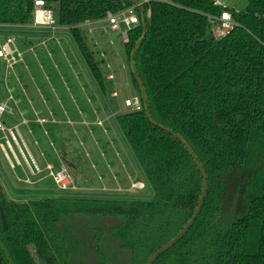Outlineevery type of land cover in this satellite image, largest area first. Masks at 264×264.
<instances>
[{
	"label": "trees",
	"instance_id": "obj_1",
	"mask_svg": "<svg viewBox=\"0 0 264 264\" xmlns=\"http://www.w3.org/2000/svg\"><path fill=\"white\" fill-rule=\"evenodd\" d=\"M35 1L0 0V26H31ZM43 1L59 5L58 24L104 89L81 25L142 0ZM135 10L125 49L144 109L117 119L154 198L18 202L0 181V264H37L32 248L44 264H149L162 249L150 264H264V0ZM225 11L235 26L216 39L210 18Z\"/></svg>",
	"mask_w": 264,
	"mask_h": 264
},
{
	"label": "rangeland",
	"instance_id": "obj_2",
	"mask_svg": "<svg viewBox=\"0 0 264 264\" xmlns=\"http://www.w3.org/2000/svg\"><path fill=\"white\" fill-rule=\"evenodd\" d=\"M221 1L224 6L234 8L236 11L244 10L248 4V0ZM53 12L54 20H57L59 17V5L55 4ZM12 30L9 29V34L16 36L23 47L30 48L35 44V41L32 40L33 36L30 35L31 31H29V34L19 33L18 35V33L14 34L16 32ZM103 35L101 31L95 28L93 34H87L86 41L99 58H102L101 53H105L104 59H107L112 64L113 69L111 68V70L107 69L106 64H104L106 74L110 71L115 73L114 81L105 79L106 93L102 92L92 73L91 78L94 83L89 85L86 80L85 82L83 81V78L81 80L75 73L69 72L67 65L62 62L61 56L57 54L53 58L59 67H52V74H49L51 77L50 87L43 90L39 89L38 83L43 81L44 78L42 74H37L40 71L38 61L34 57H30L29 54H26L25 57V63L29 66V71L24 68V64L19 66L23 71L22 79H15L14 84L11 83L9 87L4 84L1 85V99H6L9 94H12L18 102L20 99V103H25L24 105L28 109L31 102L39 107H43V103L49 102L53 111L49 113V111L44 109L45 111L43 110L44 112H41L38 116L46 118L47 122L38 123L35 121L37 116L30 109L31 115L23 113L26 117L32 118L30 125H21L20 127L31 154L39 166L45 170L43 173L32 175L19 153L18 156L23 163V167L16 166V169H11L10 163L6 161L4 153L0 149V164L4 163L9 170V172L5 171L2 174L0 172V179L9 199L18 202H28L51 197L125 200H151L154 198L155 192L147 177H145V181L148 187L144 190L146 194L135 195L138 189L130 188L127 191H101L114 193L113 195L106 194L105 196L97 191V189H102L106 186V183H114L112 176H108V173H111L108 167V156L106 153H102L105 150L103 145L106 146V142L99 137V133L105 132V128L109 129V126H107L108 121H114L118 115L130 111V108L125 105L126 99L140 96L133 83L132 66L128 59L121 32H108L103 33ZM111 40L114 42L112 47L108 44ZM97 41L98 44L96 43ZM38 48L36 47L35 49L37 50ZM80 56L83 61L82 55ZM28 72L35 75L36 82L31 79ZM9 88L11 89L10 93L8 91ZM114 91L118 93L117 97L112 96ZM101 99L109 104L107 110L100 108ZM113 104L114 108L110 107ZM95 109H98L99 112H96ZM79 110L81 111L79 112ZM12 119L15 120L14 123H19L22 117L17 112ZM99 121L102 123L100 124ZM113 121L112 123H114ZM114 125L117 126L116 130L121 134V145L127 147L124 148L129 151L135 162H137L136 155L120 125H117V123H114ZM30 126L31 128L34 126L33 133L29 132ZM48 163H52L55 171L65 168L72 178L76 190L71 192L61 191L49 175V170L46 169ZM140 171L142 177L146 176L141 166ZM142 177L138 175L132 178L128 185L131 187L132 182L142 180ZM125 187L128 188L127 185ZM131 193L134 195H130ZM32 254L37 264H44V261L36 254L34 248H32Z\"/></svg>",
	"mask_w": 264,
	"mask_h": 264
},
{
	"label": "built area",
	"instance_id": "obj_3",
	"mask_svg": "<svg viewBox=\"0 0 264 264\" xmlns=\"http://www.w3.org/2000/svg\"><path fill=\"white\" fill-rule=\"evenodd\" d=\"M150 0H142L140 3L133 7L121 10L117 13L111 11L107 12L104 19L101 20H88L81 25L86 30L87 34H93L95 28L102 33L120 31L122 34L123 42L126 44L129 41V32L135 27L141 24V20L136 13V6L148 2ZM216 4L223 5L219 0H216ZM147 16L150 17V11L147 12ZM55 23L53 10L46 7L43 0L35 1V14L33 27H51ZM211 33L216 39L225 37L235 26V22L232 18V13L225 11L220 17L213 16L210 18ZM97 43V42H96ZM29 51L33 52L34 48L30 47ZM105 53H101V57L105 60ZM25 51L20 47L16 36L4 35L0 33V75L2 80L6 82L11 76H16V67L20 64H24L26 70H29V66L25 63ZM110 69V65H107ZM17 80L20 78L16 77ZM108 80H115L113 72L107 75ZM9 93L11 89L9 88ZM113 97H117L118 93L114 91ZM126 107L130 108V111H141L144 109L143 99L140 96H136L125 100ZM17 112L20 113L22 120L19 123H9L8 118L13 117ZM37 116L35 121L38 123H45L47 119ZM32 118L26 117L20 110L19 102L12 94L6 99H0V149L6 156L8 162L12 168L16 165L22 166L23 160L25 166L28 168L32 175H38L45 170L39 166L35 158L30 152L28 144L21 133V125H30ZM101 124L102 122L99 121ZM18 153L21 159L18 156ZM49 170V175L53 178L58 188L63 192H71L76 190V186L70 175L65 168L55 171L54 166L51 163L46 167ZM145 184L139 181L132 182L130 189L143 190Z\"/></svg>",
	"mask_w": 264,
	"mask_h": 264
},
{
	"label": "crops",
	"instance_id": "obj_4",
	"mask_svg": "<svg viewBox=\"0 0 264 264\" xmlns=\"http://www.w3.org/2000/svg\"><path fill=\"white\" fill-rule=\"evenodd\" d=\"M219 1L222 3L221 0H219ZM53 15H54V12H53ZM9 29H13L12 31L16 32L14 34L18 33V35H19V33L29 34V31H31L30 35L33 36L32 40L35 41V44L31 46L32 48H34V51L31 52V51H29V48H25V47H23L22 49L25 51V57H26V54H29L30 57H34V59H36L38 61L40 71L37 74H42V76L44 78L43 81L38 83L39 89L43 90L44 88L50 87V84H51L50 78L51 77L49 74H52V71H53L52 67L53 68L59 67V65L55 62V60L53 58V56L56 54L61 56V58L63 59L62 62H64L67 65V69L69 72L75 73L79 77V79L83 78V81L85 82V80H86L89 83V85H92L94 83V80L91 78L92 72H91L90 68L88 67L83 55L80 54L81 52L79 53L80 50H77L79 48L77 47V45L75 46L76 43H74L75 41L73 39L71 30L69 27L61 26L58 24L57 20H55L54 25L51 27L1 25L0 26V33L4 34V35H10ZM101 34L103 35L102 32H101ZM72 41H73V43H72ZM97 44H98V41H97ZM108 44L112 47L114 45V42L111 40V41H109ZM36 47H39V48L36 50L35 49ZM112 52L115 53L114 50H112ZM94 54H95V52H94ZM80 55H82L83 61H82V58ZM95 57L100 63V68H101V71L103 73L104 79L107 80V75L113 71H110L108 74H106V71L104 69V64H106V66L109 64L110 67L112 68L111 62H109L107 59L103 60V58H99L96 54H95ZM19 66L20 65H18L16 67V76H11L8 79L7 84L9 86L11 83L14 84V81H16L15 79H17L16 77L22 79L21 77L23 75V71L21 70V68ZM111 68L109 70H111ZM107 69H108V67H107ZM27 71H29V70H27ZM29 74L31 76V79L36 82L37 79L34 77L35 75H33L31 73H29ZM114 75H115V73H114ZM46 80H48L49 82L48 81L46 82ZM2 84H4L6 86V82H1V80H0V88H1ZM100 89L102 90V92L106 93L107 92L106 83H105V88L104 89L100 88ZM0 99H1V96H0ZM113 101L116 103L115 100H113ZM24 104L25 103H22V102L20 103V99H19V105H20L22 112H23V110H25V112H23L24 114L31 115L32 114L31 112H33V114L35 112L37 114H41V112H44L45 110L49 111V113L53 112L50 108L49 102L43 103V107L33 105V103L31 102L29 109L26 108V106ZM108 105L109 104H107V102L105 100H102V99L100 100V108L101 109L103 108V109L107 110L109 108ZM111 106H112V108H114L113 107L114 104L110 105V107ZM30 109H31V112H30ZM110 109H109V111H110ZM81 110H79V112ZM95 111L99 112L98 109H95ZM117 117L114 121L113 120L108 121L107 126H109V129L105 128L106 129L105 132L99 133V137L103 141L106 142V146L103 145L105 150H103L102 153L103 154L106 153V155L108 156V167L111 170V173H108V172L107 173H108V176H112V180L114 181V183L111 182V184L106 183V186H104L102 189H97V191H99L98 193L99 194L103 193L104 196L106 194L113 195L114 193L113 192H101V191H113V190L114 191H118V190L119 191H121V190L127 191L129 188H131L130 185H128V183H129V181H131L132 178H135L138 175L142 177V173L140 171V166H141L140 163L138 162V160H137V162H135L134 157L129 153V151L127 149L124 148L126 146L121 145V143H120V140L122 137H121V134L118 132V130H116L117 126L114 125V123H117V125L119 124ZM14 121L15 120L12 119V117L8 118L9 123H13ZM112 121L114 123H112ZM33 127L34 126H32V128H31V126H30V129H29L30 133H33V129H34ZM109 135H111V136H109ZM109 156H110V158H109ZM5 158H6V156H5ZM6 161L8 162L7 158H6ZM3 164L4 163L0 164L1 174L5 171L9 172V170L7 169L5 164L4 165ZM16 166H18V165H16ZM16 166H15V168H12L10 165L11 169H16ZM20 167H23V165ZM145 177L146 176H143L142 180H139V182H142L145 184V188L143 190L138 189V192H136L135 195L146 194V192L144 193V190H146V188L148 186H147V183L145 181ZM0 181H1V179H0ZM124 185L125 186L127 185L128 188H126ZM130 195H134V194L131 193ZM106 197H104V198H106Z\"/></svg>",
	"mask_w": 264,
	"mask_h": 264
},
{
	"label": "water",
	"instance_id": "obj_5",
	"mask_svg": "<svg viewBox=\"0 0 264 264\" xmlns=\"http://www.w3.org/2000/svg\"><path fill=\"white\" fill-rule=\"evenodd\" d=\"M143 24H144V26L146 25V20H145L144 18H143ZM198 211H199V209L197 210V213H198ZM197 213H196V214H197ZM196 214H195V216H196ZM195 216H194V218H195ZM188 226H189V225H188ZM188 226H187L186 228H188ZM186 228H185V229H186ZM162 250H163V249H162ZM162 250H160V251H162ZM160 251H159V252H160ZM159 252H157L154 256H156ZM154 256L151 258L149 264L151 263V261H152V259L154 258Z\"/></svg>",
	"mask_w": 264,
	"mask_h": 264
}]
</instances>
